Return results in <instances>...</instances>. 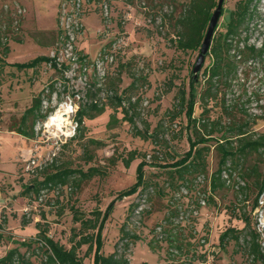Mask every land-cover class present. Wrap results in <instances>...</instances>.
Wrapping results in <instances>:
<instances>
[{
    "label": "rangeland",
    "instance_id": "1",
    "mask_svg": "<svg viewBox=\"0 0 264 264\" xmlns=\"http://www.w3.org/2000/svg\"><path fill=\"white\" fill-rule=\"evenodd\" d=\"M60 1L0 0V27L6 23V33H10L5 42L0 41V256L2 251L8 250L4 247L7 244H16L21 252L26 250L19 241L28 240L32 235H19V239H16L13 233L20 225L22 214L30 219V224L43 218L49 225V235L69 247L71 227L74 225L69 206L74 204L86 213L96 207L104 208L117 191L135 182L136 165L145 156V177L155 187L153 186V193L143 204V209L148 212L145 216L141 215L139 224L134 222L140 239L127 250L130 264L140 261L149 264H262L248 255L242 238L238 243L229 239L222 247L219 245L218 235L228 226L242 228V212L251 214L256 184L254 176H248L245 171L256 165L258 171L264 173V151L250 152L237 161L234 159V167L233 162L228 161L231 181H236L237 177L241 178L243 175L245 187L237 190L233 185L225 184L211 192L212 196L206 199L205 206L198 203V199L199 193L208 194L206 180L217 167L219 152L214 140L208 143L210 148L204 170L207 179L204 177L203 182L198 184L195 181L188 182V191L185 189L187 193L182 189L185 183L179 184V179L170 180V167L163 166L184 154L189 146L188 136L191 132L185 127L183 112L178 113L174 119L170 117L179 108L176 98L178 88L188 89L190 71L199 52L181 51L170 41L175 34L173 20L186 0H112L110 21L101 20L100 15L94 11L82 17L85 32L77 39V47L81 46L83 51L80 50L86 54L89 62L103 46L123 37L124 42H121L116 61L109 68L107 80L118 76L120 81H116V84L121 90L133 78L138 79L136 87L127 92V95L138 100L135 107V127L123 119V112L119 107L115 111L119 121L109 127L107 121L114 109L107 103L102 114L92 119L84 118L82 135H76L60 145L55 144L53 139L42 138L40 132L35 134L34 126L32 138L10 133L12 131L9 128L30 105L31 98L46 85L51 83L55 91L53 109L64 102H71V109L74 110L85 97L87 84L94 80L91 71L84 78L76 68L61 73L46 62L40 63L34 70L17 69L11 65L38 55L50 56L56 47ZM236 1L223 0V14L218 17L213 32L215 35L225 31L228 12L233 9ZM17 6L23 9L20 31L11 33L10 16ZM240 33L241 43L242 38L248 36L249 44L257 47L264 44V0L258 2L247 28H242ZM5 45H8L9 51L3 54L2 48ZM208 62L209 57L205 55L197 74V93L204 80L202 69ZM169 82H172V86L167 90ZM42 94L46 95L44 91ZM101 96L103 92L98 95ZM206 108L208 113L205 116L209 122H217L211 125L213 139L221 138V134L234 138L236 130L246 120L249 122L247 135L255 136L264 132V59L250 58L239 62L237 74L229 77L225 85H219L217 95L208 100ZM202 110L197 100L194 115L200 116ZM74 112H70L71 118ZM146 124L147 133L152 131L153 134L161 135L159 143L154 142L153 137L143 138L135 134V128L144 131ZM86 138H94L102 144L88 145V151L84 153ZM129 150H136L138 157L131 161L129 167H125L121 158L127 156ZM52 152L56 154L49 161ZM88 153L92 155L90 160L87 158ZM35 154L40 155L46 164L27 174L24 166L28 158ZM147 154H150L149 158L146 157ZM90 165L105 169L106 174L95 175L76 188L70 179L66 185L60 186L58 193L47 190L42 202H34V193L27 195L22 202L20 191L33 178L40 179L45 172L56 167L68 166L85 170ZM136 200L137 197L132 194L115 202L102 230L103 253L113 250L128 208ZM171 204L176 206V220L180 212L183 214L178 222L173 219V225L178 226L175 230L182 248L174 257L167 253L164 242L160 244L153 241L156 246L154 250L148 247L151 235L158 233L155 226L163 221ZM192 209L196 210L195 214ZM1 214L6 216V221H3ZM32 251L34 253L31 255ZM78 253L83 264H93L92 251H87L86 244L78 249ZM26 255L31 264H42L44 259L43 249L38 248V243H32Z\"/></svg>",
    "mask_w": 264,
    "mask_h": 264
},
{
    "label": "trees",
    "instance_id": "2",
    "mask_svg": "<svg viewBox=\"0 0 264 264\" xmlns=\"http://www.w3.org/2000/svg\"><path fill=\"white\" fill-rule=\"evenodd\" d=\"M217 1L218 0H186V2L181 5L182 8L180 13L175 16L173 20L175 27L174 38H170L171 44L176 49L181 51H199L208 27L209 19L216 8ZM259 1L260 0H237L235 2L233 9L228 12L225 31L219 32L216 35L214 33L212 34L210 45L206 53L209 57V62L202 69L204 80L200 90L197 93L199 79L198 76H193L191 70L188 89L186 90L184 87L178 88L176 98L178 100L177 104L179 108L170 116L174 119L178 113L183 112L186 118L185 127L189 128L191 131L188 136L189 146L184 154L180 158L163 165L164 167H170L168 170L170 180L179 179V184H184L188 182L193 183L198 175H202L207 179L204 170L210 148V144L208 143L211 140H214L216 143V148L219 152V159L216 169L206 180V183L208 182L210 187V192L206 194V199L212 196L211 192L225 185V181L221 177L223 170H227L229 175H231V167L228 166V161L233 162L234 167L236 166L234 159L237 161L244 158L250 152H256L258 150L264 151V132L257 133L255 136L247 135L246 128L249 127V122L247 120L238 127L233 136L234 138L221 134V138L213 139L211 125L217 122H214L213 120L209 122V119L205 116L208 113L206 108L208 100L217 95L220 84L224 83L225 85L229 77L237 74L239 62L250 58L264 59V44L259 47L254 44H249L247 42L248 36L242 38V43L240 39V31L242 28H247V23L252 19ZM221 14H223V1L220 9V15ZM57 36L58 30H56V37ZM234 48H237V51H234L231 54V51H233ZM8 51V45L3 46V54L8 53ZM79 52L82 54L83 58L87 57L81 50H79ZM50 60L51 58L48 55H38L28 61L15 62L11 65L17 69L34 68L42 62H49ZM110 79L105 82V86L107 84V93L103 96L104 100H102V97H98L102 88L96 85V80H93L87 87L85 92L86 99L79 103L74 114V119L78 126L76 131L77 134L73 137H76V135H82V129L85 128L83 123L84 118L92 119L102 114L107 103L114 109V112L109 115L107 121L109 127L119 121L115 114L118 107L120 108V111L123 112V119L127 120L133 127H135L134 117L137 113L135 107L138 100L136 98L135 100H132V96L127 95V92L136 87L138 79L133 78L129 85L121 90H119L118 84H116V81H120V78L116 76L115 79ZM171 86L172 82H169L167 90H169ZM49 88L50 91H52L53 85L50 84ZM43 90L44 88L31 98L30 105L23 110L9 130L26 138L33 137V126L36 119L44 116L40 113L41 95ZM197 100H199L203 108L200 116L194 115ZM123 101L125 104H123ZM224 108L226 109V107ZM147 127L148 124H146L144 131L135 128V134L141 135L143 138L153 137L154 142L159 143V140L162 139L161 135H158L157 133L153 134L152 131L147 133ZM93 144L101 145L102 143L94 138H86L85 143L83 144V152L87 153V146ZM137 157L136 150H129L127 156L122 157L121 160L125 167H129L131 161ZM154 157L162 158V156L158 157V155H154ZM87 158L88 160L92 159V155L88 153ZM109 159L112 158L110 157ZM146 164L145 156H143L136 165L135 182L128 187L117 191L109 199L104 208L96 207L86 213L78 209L74 204L69 206L71 221L74 224L71 227L69 247H66L63 243L49 235V225L41 218V220L35 222L37 232L28 240L24 239L19 241V244L26 247V250L21 252L18 246L8 249L2 256H0V264H31L26 252L30 250L32 243H38V248L43 249L44 259L42 264H83L78 249L85 244L87 245V251H92L93 264H130L127 250L132 243L140 239L137 230H135L134 221L132 220L134 210L140 203V195L145 194L147 200L150 194L153 193L155 187V185H153L154 187L150 185L149 178L145 177L144 167ZM245 172L248 176H254L256 184V193L251 204L252 209L256 203L257 196L262 190H264V173L259 172L256 165L251 166L249 170ZM105 174V169L95 165H90L85 170L68 166L56 167L54 170L45 172L42 178H33L31 182L26 183L22 187L20 195L27 196L30 193H34V196L36 197L42 187L49 186V184L51 186H64L70 179L74 188H76L81 182L89 180L95 175L104 176ZM241 178H244V176L242 175ZM245 185L240 189H243ZM51 186H49V189H51ZM132 194L137 197V200L132 202L128 208L125 219L120 226L119 237L114 244L113 250L105 254L102 252V230L105 222L108 216L112 213L115 202ZM175 209L176 206L172 204L171 207L169 206L167 208L168 212L163 216V221L157 225L161 226L160 232L151 235L150 240L152 242L150 240L148 242V247L151 250L156 249V246L153 245V241L160 244L163 242L166 243L167 253L173 257L177 256L176 254L180 253L182 250L180 246L181 243L177 238L175 230L178 226L173 225V219L176 217L174 215L177 214L175 213ZM147 212L148 210L142 209L140 213L141 220V215L145 216ZM1 215L3 221H6V216L4 214ZM240 219L243 222L242 228L228 226L219 233V245L224 247L229 239H234L235 242L238 243L239 239L242 238L247 247V253L252 260L260 261L264 264V252L260 250L257 241L258 235L254 230L251 215L242 212ZM29 221L30 219L26 218L25 214L21 215V225H25ZM157 226H155V228ZM1 237L2 234L0 232V238ZM33 253V251L30 252L31 255ZM134 264L149 263L146 261H140ZM178 264L185 263L179 262Z\"/></svg>",
    "mask_w": 264,
    "mask_h": 264
},
{
    "label": "built area",
    "instance_id": "3",
    "mask_svg": "<svg viewBox=\"0 0 264 264\" xmlns=\"http://www.w3.org/2000/svg\"><path fill=\"white\" fill-rule=\"evenodd\" d=\"M97 9L100 15L101 20L107 22L110 21L112 16V5L111 0H61L59 3L58 9V16H57V30L58 36L56 41V47L51 51L50 58L51 60L48 63L50 66L54 67L57 71L61 73H65L66 70H74L75 68L78 69L81 75L85 77L88 71H91L94 75V80H96V85L100 86L101 92H103V96L107 93L105 88V82L107 80L109 74V68L112 67L114 62L116 61V56L121 48V42H124L123 37L116 38L113 40L108 46H103L96 57L89 62L88 58H83L82 54L79 52V48L77 47V39L85 32V27L82 22V17L87 14L88 12ZM23 15V9L18 7L10 16L11 22V33H18L20 31V22L21 16ZM0 41L5 42L8 38L9 32L6 33L8 27L6 23H3L0 27ZM51 84V83H50ZM44 87V94L41 95V106H40V113L44 115L43 117H39L35 121L34 129L35 134L40 132L42 138L46 139H53L55 144H62L66 142L68 139L73 137L77 131V122L74 119V116L70 117V112L76 111L79 103L76 105L77 108L74 110L71 109L72 103L64 102L60 104L56 109H53V101L55 99V91L54 89L50 91L49 85ZM90 83L87 84V87ZM87 90V89H86ZM54 94V95H53ZM103 96L102 99H103ZM86 97L83 96L81 102L85 100ZM132 100H135L132 97ZM67 104L69 106V113H68V123L61 128H57L54 123H52L51 119L53 115L61 108V105ZM123 104L125 102L123 101ZM75 114V112H74ZM50 122L52 124H50ZM51 128L52 130H49ZM56 152H52L49 155V161H52L53 157L55 156ZM147 158L150 157V154L146 155ZM40 155H33L28 158L25 166L24 171L29 174L34 172L36 169H41L45 166L46 162L41 160ZM229 166V165H228ZM221 177L224 179L226 185H233L235 189H240L242 186L245 185V182L242 178L237 177L236 181H231L229 177V173L227 170L222 171ZM204 176L198 175L195 184L203 182ZM49 186H51L49 184ZM49 186H44L39 190V193L34 199V202H42L45 200L46 191L50 190ZM61 185L51 186V190H55L58 193L59 188ZM206 190L209 193L210 187L206 185ZM70 190L71 187H68ZM182 189H187V183L182 186ZM185 190V193L187 191ZM140 203L137 208L134 210V216L132 220L139 224L140 213L143 209V204L146 201V195H140ZM198 203L202 206L206 205V192L199 193ZM194 214L196 213L195 209H192ZM251 217L253 220V227L255 232L257 233V241L260 247V250L264 252V190H262L259 195L257 196L256 203L251 209ZM183 218L182 212H180L178 219L174 218L176 222L179 219ZM156 229L158 232L161 230V226H157ZM203 264H206L203 262Z\"/></svg>",
    "mask_w": 264,
    "mask_h": 264
},
{
    "label": "water",
    "instance_id": "4",
    "mask_svg": "<svg viewBox=\"0 0 264 264\" xmlns=\"http://www.w3.org/2000/svg\"><path fill=\"white\" fill-rule=\"evenodd\" d=\"M222 1L223 0L217 1L216 8L212 12V15L209 19L208 27H207V30L205 32L204 38L202 40L197 58L193 64L192 72H193V76H195V77L197 76L198 71L200 70V68L203 64L204 59H205V55L208 51L210 41H211V37H212L213 31H214V28L216 26L218 17L220 15V9H221V5H222Z\"/></svg>",
    "mask_w": 264,
    "mask_h": 264
},
{
    "label": "crops",
    "instance_id": "5",
    "mask_svg": "<svg viewBox=\"0 0 264 264\" xmlns=\"http://www.w3.org/2000/svg\"><path fill=\"white\" fill-rule=\"evenodd\" d=\"M97 12L98 13V11H97V9H94V10H92V11H90V12ZM90 12H88L87 14H89ZM99 14V13H98ZM79 49H81L82 51H83V49L81 48V46L79 47ZM28 60H30V59H28ZM27 60V61H28ZM37 67V66H36ZM36 67H34V68H25L24 70H34ZM8 132H10V131H8ZM11 134H17L16 132H14V131H12V132H10ZM17 135H19V134H17ZM21 137H23V138H26V137H24V136H22V135H20ZM22 196V195H21ZM26 200V196H22V202H24ZM41 219V218H40ZM43 219V218H42ZM44 221V220H43ZM30 222V221H29ZM28 222V223H29ZM36 222V221H35ZM35 222L33 223V224H25V225H21L20 223V225H19V227L18 228H15L14 229V231H13V233L15 234V236H16V239H19L18 237H19V235H34L36 232H37V229H36V227H35ZM102 238H103V233H102ZM16 244H11L10 246H9V244H7V246H4V247H6L7 249H10V248H12V247H16L15 246ZM6 252V251H5ZM5 252H3L2 251V253H1V255H3ZM111 252V251H110ZM106 254V253H105Z\"/></svg>",
    "mask_w": 264,
    "mask_h": 264
},
{
    "label": "bare ground",
    "instance_id": "6",
    "mask_svg": "<svg viewBox=\"0 0 264 264\" xmlns=\"http://www.w3.org/2000/svg\"><path fill=\"white\" fill-rule=\"evenodd\" d=\"M70 109L67 104L61 105V108L56 111V113L53 115L51 121L56 125L57 128H61L64 125L68 123V113ZM50 122V124H52Z\"/></svg>",
    "mask_w": 264,
    "mask_h": 264
}]
</instances>
